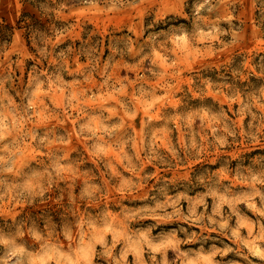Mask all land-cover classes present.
<instances>
[{
    "label": "clouds",
    "instance_id": "9594fccd",
    "mask_svg": "<svg viewBox=\"0 0 264 264\" xmlns=\"http://www.w3.org/2000/svg\"><path fill=\"white\" fill-rule=\"evenodd\" d=\"M0 264H264V0H0Z\"/></svg>",
    "mask_w": 264,
    "mask_h": 264
},
{
    "label": "rangeland",
    "instance_id": "374dc122",
    "mask_svg": "<svg viewBox=\"0 0 264 264\" xmlns=\"http://www.w3.org/2000/svg\"><path fill=\"white\" fill-rule=\"evenodd\" d=\"M4 19H5V23H9V20L7 17H5Z\"/></svg>",
    "mask_w": 264,
    "mask_h": 264
}]
</instances>
